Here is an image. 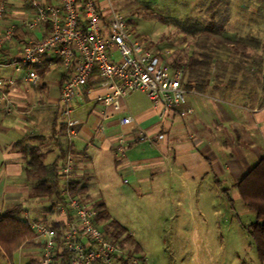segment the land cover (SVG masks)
<instances>
[{
  "label": "crops",
  "instance_id": "1",
  "mask_svg": "<svg viewBox=\"0 0 264 264\" xmlns=\"http://www.w3.org/2000/svg\"><path fill=\"white\" fill-rule=\"evenodd\" d=\"M8 2L9 21L17 24V30L12 42L2 49L3 61L18 56L25 43L42 37L45 32L44 28L30 30L22 26V21L33 16L28 0ZM257 51L261 56L262 42L260 49L249 50L250 56ZM224 63L226 72L213 67L204 89L192 88L199 93L187 94L184 106L193 107L194 111L184 116L171 112L161 117L145 93L134 91L121 99L118 113L103 119V112L110 107L86 95L80 96L75 101L73 116L81 120V126L71 146L65 122L57 111L61 64L47 66L42 62L35 66L41 75L38 86H28L22 80L28 67L16 72L4 68L2 74L15 76L17 82L11 90L14 112L0 114V211L20 206V216L27 213L30 220L64 223L67 218L51 202L33 197L37 178L29 173L24 153L25 147L32 146L43 150L44 163L48 166L54 163L59 166L70 150L72 180L79 182L78 192L83 197L89 196L83 181L85 175L106 180L114 165L120 174L139 185L146 179L149 197H224L231 208H247L235 185L264 157V57ZM185 81L184 77V84ZM97 82L93 78L90 83ZM138 92L145 95L149 104L134 107L133 113L127 98L132 99ZM126 115H131L134 121L123 125L120 119ZM100 124L102 131L98 129ZM139 130L147 134L146 140L136 138ZM123 133L135 135L128 140V155L120 158L112 145ZM104 203L111 218L128 230L137 250L133 253L137 255L141 246L133 231L118 221ZM165 207L160 206L158 211ZM32 213L36 215L31 217ZM15 254L18 258L14 260L12 256L9 264L33 261L42 264L43 242L33 236ZM58 262L55 254L51 264Z\"/></svg>",
  "mask_w": 264,
  "mask_h": 264
},
{
  "label": "built area",
  "instance_id": "2",
  "mask_svg": "<svg viewBox=\"0 0 264 264\" xmlns=\"http://www.w3.org/2000/svg\"><path fill=\"white\" fill-rule=\"evenodd\" d=\"M257 1H253L254 4ZM32 17L21 22L30 30L44 28L42 37L25 43L18 56L9 61L1 59L2 49L13 40L17 24L4 23L9 14L8 0H0V114L14 112L11 90L17 78L2 74L28 67L22 80L28 86H38L41 75L35 66L60 63L58 115L65 122L69 146L78 135L81 120L73 116L75 101L83 95L93 98L110 110L103 119L113 117L121 110L122 98L134 91H142L161 117L174 112L180 116L192 113L185 107L189 93H199L187 87L184 70L172 68L161 59L159 52L145 48L131 28L126 15L112 0H28ZM98 79L97 84L90 82ZM131 115L123 116L120 123L131 124ZM99 130H103L100 124ZM139 141L147 134L137 131ZM134 134V135H135ZM132 133L116 137L113 151L126 157L128 140ZM73 163L70 150L58 166L60 197L56 207L67 216L62 242L68 251L67 264H145L143 258L129 254L118 243L111 242L94 223L97 210L70 192ZM36 239L43 242L42 264H51L58 247L57 232L43 220H30L22 213Z\"/></svg>",
  "mask_w": 264,
  "mask_h": 264
},
{
  "label": "rangeland",
  "instance_id": "3",
  "mask_svg": "<svg viewBox=\"0 0 264 264\" xmlns=\"http://www.w3.org/2000/svg\"><path fill=\"white\" fill-rule=\"evenodd\" d=\"M112 1L126 15L145 48L159 52L163 61L177 52L186 61L198 50L195 47L197 38L183 31V20L212 22L228 34L242 36L248 41L260 40L264 44V0ZM9 16L4 23L9 22ZM184 77L187 79L188 74ZM127 100L133 113L134 107L143 108L149 104L139 92ZM107 174L108 178L103 180L87 173L83 181L89 196H82V199L90 204L95 202L93 199L108 204L111 214L133 231L141 246L136 256L143 258L145 264H262L257 244L249 232L255 214L248 208H231L224 197H149L146 179L139 185L120 174L114 165ZM160 206L166 209L158 211ZM35 215L32 213L31 217ZM5 231L4 228L0 230V264H9L12 256L17 259L15 252L24 244L9 256L4 248ZM121 242L129 254L137 251L131 240Z\"/></svg>",
  "mask_w": 264,
  "mask_h": 264
},
{
  "label": "trees",
  "instance_id": "4",
  "mask_svg": "<svg viewBox=\"0 0 264 264\" xmlns=\"http://www.w3.org/2000/svg\"><path fill=\"white\" fill-rule=\"evenodd\" d=\"M146 1L132 0L135 3ZM181 23L182 29L187 35L193 37V39L197 38L195 47L198 50L192 52L186 61L182 60L178 52L167 56L164 61L170 67L182 68L184 73L188 74L185 85L189 88L204 89L205 80L211 75L213 67L220 72L227 71L224 62L236 59L244 60L245 58L255 60L264 57V44H262L261 56L258 51L253 53V57L249 53L250 49H253L254 52L258 50L261 45L260 40L248 41L242 36L228 34L212 22L202 24L198 21L188 23L183 20ZM167 52L173 53L169 50ZM161 59L163 60L162 57ZM24 153L28 158L29 173L37 178L33 197L49 201L56 206L57 201L61 199L58 164L46 165L44 163L45 153L39 146L25 147ZM235 187L243 204L255 214V221L249 225V232L257 244L259 259L264 264V157L236 183ZM78 191H80L79 182L72 180L70 192L80 200H83L81 193ZM90 205L97 210L94 223L99 226L102 234L108 240L118 243L123 249L125 247L121 240H131L133 244L135 243L128 230L111 218L104 202L97 200ZM20 213V206H15L5 212L0 211V230L3 228L6 230L5 235H7V238L6 242H4V248L9 256L13 255L22 243L34 236L30 226L21 220ZM43 221L57 232L56 239L59 247L56 253L57 260L59 257L57 264H67L69 254L62 242L64 223ZM58 251H61V253ZM30 264L37 263L33 261Z\"/></svg>",
  "mask_w": 264,
  "mask_h": 264
}]
</instances>
